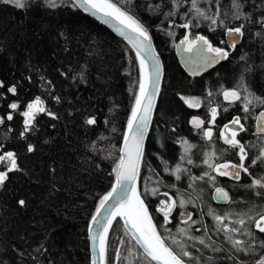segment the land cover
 Listing matches in <instances>:
<instances>
[{"label":"trees","instance_id":"obj_1","mask_svg":"<svg viewBox=\"0 0 264 264\" xmlns=\"http://www.w3.org/2000/svg\"><path fill=\"white\" fill-rule=\"evenodd\" d=\"M22 2L25 6L18 8L0 0V81L4 83L0 88V117L5 118L0 124V154L15 152L20 169L10 172L0 187V264H89L87 229L100 200L114 182L113 169L138 93L139 63L126 42L73 7L71 0H56L55 8L48 0ZM240 2L245 15L235 20L229 12L225 21L227 27L244 25L240 44L215 69L192 78L177 61L176 42L186 36L193 41L205 36L214 46L228 48L225 27L210 28L209 22L195 19L190 11L191 0H181L178 8L173 0H120V6L148 30L164 65L138 191L158 189L157 195L143 197L153 223L174 249L171 237L184 239L187 250L199 258L190 264H256L264 256L259 243L253 245L251 253H234L224 233L215 231L216 221L209 215L210 210L227 214L225 223L229 224L240 214L255 215L264 207V198L256 191L264 190L247 187L252 180L248 174L241 172L240 180H234L220 176L204 163L213 152L215 164L239 163L237 149L221 141L224 125L236 116H240L246 129L237 135L248 151L246 166L264 146V136L254 134L255 117L264 104L257 103L245 113L240 101L230 103L223 96L225 90L237 87L243 73L247 89L264 98V23L259 22L264 19V0ZM220 4L223 11L225 6L230 7V0H220ZM200 7L208 8L211 14L215 0H200ZM170 12L175 14L168 15ZM188 21H192L189 28L180 27ZM245 68L249 71L245 72ZM13 85L15 94L7 92ZM241 95H245L243 90ZM37 97L47 111L36 114L30 130L22 137V113ZM185 99H196L200 106L189 107ZM13 101L19 105L15 110L9 107ZM211 108L217 110L215 124L210 123ZM9 113L13 116L10 121L6 118ZM193 117L204 121L200 129L191 123ZM90 118H95L96 123L87 124ZM206 128L212 129L211 140L203 134ZM29 145L33 146L31 152ZM177 165L180 179L174 172ZM4 170L6 165H0V171ZM249 171L252 176H264V163L258 162ZM205 172L215 176L216 181L208 176L193 180ZM217 186L229 190L231 202H214L212 192ZM165 192L177 199L166 225L155 209ZM177 193L186 201L183 207L179 206ZM19 200L25 204L20 205ZM188 216V224L181 223ZM179 227L189 228V235L214 242L213 247L221 251L198 242L193 248V241L178 233ZM245 227L255 233L257 240L264 239V233L256 230L254 223L246 220ZM124 233L117 219L108 233L105 264H138L128 252L135 243H128L130 237ZM121 238L125 243H120ZM117 249L122 256L119 261L115 259Z\"/></svg>","mask_w":264,"mask_h":264},{"label":"snow or ice","instance_id":"obj_2","mask_svg":"<svg viewBox=\"0 0 264 264\" xmlns=\"http://www.w3.org/2000/svg\"><path fill=\"white\" fill-rule=\"evenodd\" d=\"M2 2L13 3L18 8H23L25 6L22 0H2ZM206 2L211 3V0H206ZM48 3L50 7H57L56 0H48ZM180 3L181 0H173V4L177 8L180 6ZM72 6L82 8L85 12H90L92 15L98 16L105 23L115 21L113 27L121 36H124L125 39L132 44L133 48H135L136 56L139 59L141 67V79L139 82L140 95L136 97L135 106L128 120L127 132L124 133L123 146L120 148L121 155L118 163L113 169L115 173V183L111 190L102 197L99 207L96 209V215L92 217V222L102 228V232H98L96 236L92 237L94 241L97 239L99 240L100 259L102 262L107 260L108 232L113 226V221H116L119 217L123 220L125 236L130 237L128 243L135 241V244L128 249V252L134 260H138V264H190L192 260H198L199 258L195 257L192 252L187 250L188 244L184 239L177 240L175 237H171V244L175 245L174 249L166 243V237L161 235L157 225L153 223L152 215L143 197L149 193L151 195H157L158 189L145 188L144 192L141 193L136 188L139 166L143 157V140L148 127L149 113L152 110L151 101L156 95L161 76L159 63L151 47L149 32L138 19L130 15L128 11L120 6V0H116V2H114V0H72ZM191 6L190 11L194 14L195 19L209 22L210 28L213 26L225 27L227 35L232 39L230 47H236L237 40L244 34V25L241 24L239 27H227L225 21L228 18L229 12L231 13L232 19L235 20H239L241 16L245 15L242 11L243 4L240 0H230V7L225 6L223 11L220 0H215V11L211 14L208 8L200 7V0H191ZM174 14V12H170L168 15ZM185 15H188V13H185ZM259 22L264 23V19ZM191 23L192 21H188L180 25V27L189 28ZM181 45H188V47L184 49L186 52L191 53L194 50L196 51L200 57L202 67L210 66L228 57V52L224 48L214 46L205 36H197L195 41L188 39L186 36L185 39L181 41ZM146 57H150L153 61L152 71H147L145 68L147 63ZM241 59H244V57H241ZM244 71H249V69L245 68ZM2 87H4V83L0 81V88ZM149 89H151V91H149ZM241 90L244 91L245 95H241ZM16 91L15 85L7 88V92L9 93L15 94ZM209 95H211V93H209ZM223 96L224 99L228 100L230 103L240 101L245 113L251 112L257 103L264 104V98L257 97L247 89V86L243 83V73L241 74V82L237 87L225 90ZM57 99L59 98L57 97ZM145 101H147V103H145ZM185 102L189 104V107L200 106L199 101L196 99H185ZM9 107L15 110L19 105L17 103H12ZM45 111L47 110L39 97L27 105V110L22 113L25 117V130L20 134L22 137L25 132L30 130L36 114ZM210 111V123L215 124L217 110L216 108H211ZM225 111H227V109H225ZM48 115L54 114L48 112ZM6 118L10 121L13 119V116L9 113ZM247 118L248 117L245 116V119ZM4 119V117H0V124L4 123ZM86 123L90 125L95 124L96 119L90 118L86 120ZM191 123L197 129H200L204 121L199 117H193ZM230 123L232 125H238L239 127H229V124H225L221 135L226 144L232 149H237L239 163H232L229 161L223 164H215L211 159V157L216 155L215 152L211 153L210 156L206 154L208 158L204 160V163L220 176H230L234 180H240L241 172L248 174L252 177V180L251 184L247 185V187L253 190H264V176L255 177L252 176V173L249 171L250 167L257 165L258 162L264 163V146L260 147L259 152L251 159V163L246 166L245 161L248 159V151L246 145L237 139L238 132L246 131L245 126L241 123L240 116L234 117ZM256 131L258 134L264 133V111H260L259 115L256 117ZM228 133H230V136ZM203 134L211 140L212 129H204ZM184 143L187 144L186 141ZM0 147H3V145H0ZM187 150L186 148L185 151ZM28 151H33L32 145L28 146ZM188 162L192 163L191 160ZM0 165H6V170L0 171V187H2L8 179L10 172L20 170L17 164L16 153L6 151L0 154ZM180 171V166L177 165L174 170L177 179H180ZM205 176H208L213 182L216 181V177L210 175L208 172H205L203 176L193 177V180L204 179ZM164 195L167 197L168 193L165 192ZM256 195L264 198V191H256ZM114 197H118L116 198V202L106 208L108 202ZM177 197L179 206L183 207L186 203L183 199V195L177 193ZM214 198L231 202L229 193L221 187L215 188ZM18 203L24 205L25 201L19 200ZM175 207H177V199L169 197L168 200L160 201V206L157 207L156 211L163 214L165 225L170 222L169 218ZM101 209H104L106 212L102 220L97 219V217L101 215ZM209 215L213 216V219L216 221L215 231L217 233H224V239L231 245L234 253H251L254 251L253 245L257 243H259L261 248H264V239L257 240L255 233L250 228L245 227L247 220L248 223H254L256 230L260 233H264V207H262L259 212H256L255 215L249 213L240 214L232 224L225 223V220L229 219L227 214L218 215L210 210ZM189 220H191V216H188V218L181 223L187 225ZM192 223L195 224L196 221L192 220ZM233 224L239 225V227L233 226ZM160 228L164 229V225H161ZM164 230L167 231V229ZM177 231L182 234V236L187 237V240L193 241V248L196 247L195 242H198L199 245L205 248L211 247L213 251H221L220 248L213 247L214 242L208 243L204 237L189 235V228L179 227ZM234 234H241L251 239H239L236 238ZM120 243H125V240L121 238ZM121 258V252L117 249L115 259L119 261ZM123 258L127 260V257ZM185 258H188V260ZM233 258L235 257L229 256V259ZM211 259L212 257H208V260ZM93 264H95V261H93ZM241 264H243V262H241ZM256 264H264V256H262Z\"/></svg>","mask_w":264,"mask_h":264},{"label":"water","instance_id":"obj_3","mask_svg":"<svg viewBox=\"0 0 264 264\" xmlns=\"http://www.w3.org/2000/svg\"><path fill=\"white\" fill-rule=\"evenodd\" d=\"M77 8L83 14H85L86 16H88V17L92 18L93 20H95L96 22L100 23L103 27H105L114 36H116L117 38H119V39L123 40L124 42H126L130 46V48L133 50V52L135 53V55H136V50H135V48H133L132 44H130L129 41L127 39H125L124 36H121L119 34V32H117L115 30V28L113 27V24H115V21H112L111 23H105L98 16H94L90 12H85L82 8H79V7H77ZM184 39H185V37L181 38L179 41L176 42V44H175V55H176V58H177V61H178L179 65H180V67L183 69V71L189 77H192V78H200L203 75H205L208 72H210L213 69H215L220 63H222L223 61L226 60V59H221L218 62L211 64L210 66L202 67L201 66L200 57L196 53L195 50L193 52H191V53L184 51V49L186 47H188V45H181V41L184 40ZM240 41H241V37L237 40L236 46H238L240 44ZM225 42H226L228 48H224V49L229 54V51L232 50L233 48L230 47V45L232 43V39L227 35V33H225ZM151 47H152L153 52L155 54L156 60L159 63L160 71H161V76H160V81H159V85H158V89H157L156 95L153 97V99L151 101V103H152V110L149 113L148 127H147V131L145 133L144 140H143V145H142L143 154H144L145 144H146V141H147V138H148V135H149V131H150V128H151V125H152L153 116H154L155 108H156V105H157L158 97H159V94H160V90H161V86H162V81H163V74H164V65H163V62H162V58L159 55V53L157 52L152 38H151ZM137 60H138L139 67H140L139 59L137 58ZM146 61H147L146 65H145L146 70L147 71H152L153 70L152 69V64H153L152 59L150 57H146ZM140 79H141V67H140ZM149 91H151V89H149ZM13 103H17V101H13ZM145 103H147V101H145ZM134 106H135V104H134ZM261 111H264V109L261 110ZM259 113H260V111L256 114V117L259 115ZM256 117H255V122H254V134L255 135H259V136H264V133L258 134L257 131H256ZM228 124H229V127H236V128L239 127L238 125H232L231 123H228ZM223 130H224V128H223ZM126 132H127V128H126ZM228 135L230 136V133H228ZM221 141H222V143L224 145L229 146L228 144H226L224 142V139H223L222 136H221ZM122 146H123V140H122V143H121L120 148ZM119 154L121 155L120 151H119ZM141 162H142V160H141ZM141 162H140V166H141ZM140 166H139V174H140ZM138 181H139V175H138L137 181H136V188H137V190H138ZM114 183H115V177H114L113 184ZM217 187L224 188L225 191H227L229 193V190L227 188H225L224 186H217ZM214 196H215V189L212 192V198H213V200H214V202L216 204L225 205V204H228V202H229V201H222V200L215 199ZM229 196H230V193H229ZM116 198H118V197H114L112 200H110L108 202V204L106 205V208L109 205L114 204L116 202ZM94 215H96V212H95ZM104 215H106V212H105L104 209H101V215L99 217H97V219L102 220L103 217H104ZM117 219H119L121 221L122 225H123V220L121 218H119V217ZM114 222L115 221H113V223ZM87 232H88L89 264H93V261H95V264H105V261L102 262L101 259H100L99 240L97 239L96 241H94L92 239V237L93 236H96L98 232H102V228H100L98 225L94 224L92 222V218H91V220L89 222V225H88ZM133 242L135 243V241H133Z\"/></svg>","mask_w":264,"mask_h":264},{"label":"rangeland","instance_id":"obj_4","mask_svg":"<svg viewBox=\"0 0 264 264\" xmlns=\"http://www.w3.org/2000/svg\"><path fill=\"white\" fill-rule=\"evenodd\" d=\"M26 110H27V108H26ZM25 110V111H26ZM169 195L166 197L164 194L163 195H160L159 196V199L157 200V206H156V208L155 209H157V207H159L160 206V201L161 200H168L169 199ZM162 216H163V214L162 213H160ZM163 219H164V216H163Z\"/></svg>","mask_w":264,"mask_h":264},{"label":"bare ground","instance_id":"obj_5","mask_svg":"<svg viewBox=\"0 0 264 264\" xmlns=\"http://www.w3.org/2000/svg\"><path fill=\"white\" fill-rule=\"evenodd\" d=\"M137 94L140 95V89H139V88H138V93H137ZM138 95H137V96H138Z\"/></svg>","mask_w":264,"mask_h":264},{"label":"flooded vegetation","instance_id":"obj_6","mask_svg":"<svg viewBox=\"0 0 264 264\" xmlns=\"http://www.w3.org/2000/svg\"><path fill=\"white\" fill-rule=\"evenodd\" d=\"M239 133V132H238Z\"/></svg>","mask_w":264,"mask_h":264}]
</instances>
